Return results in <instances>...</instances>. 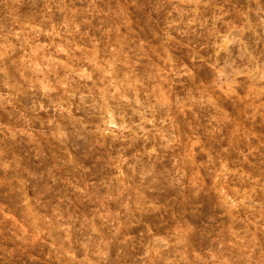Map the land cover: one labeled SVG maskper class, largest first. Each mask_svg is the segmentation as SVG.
I'll return each instance as SVG.
<instances>
[{
    "label": "clouds",
    "instance_id": "9594fccd",
    "mask_svg": "<svg viewBox=\"0 0 264 264\" xmlns=\"http://www.w3.org/2000/svg\"><path fill=\"white\" fill-rule=\"evenodd\" d=\"M0 264H264V0H0Z\"/></svg>",
    "mask_w": 264,
    "mask_h": 264
}]
</instances>
